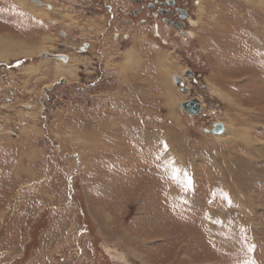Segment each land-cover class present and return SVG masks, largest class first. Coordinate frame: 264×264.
<instances>
[{
    "label": "rangeland",
    "instance_id": "rangeland-1",
    "mask_svg": "<svg viewBox=\"0 0 264 264\" xmlns=\"http://www.w3.org/2000/svg\"><path fill=\"white\" fill-rule=\"evenodd\" d=\"M2 1L32 55L0 61V264H264V0H178L160 37L69 0L66 40Z\"/></svg>",
    "mask_w": 264,
    "mask_h": 264
},
{
    "label": "flooded vegetation",
    "instance_id": "flooded-vegetation-1",
    "mask_svg": "<svg viewBox=\"0 0 264 264\" xmlns=\"http://www.w3.org/2000/svg\"><path fill=\"white\" fill-rule=\"evenodd\" d=\"M33 7L37 10H42L47 14L43 18L42 23H45L48 27L50 26L53 30H59L58 35L62 36V40H66L65 33L60 30L61 21L57 18L51 19L50 14L55 13L59 8H61L60 13H65L66 2L69 0H29ZM82 1V0H80ZM85 1V0H84ZM99 3H96V6L101 4L100 7H105L108 5L107 0H97ZM116 1V0H115ZM3 5V1L0 0ZM178 0H121V5L128 8H122L121 12L126 16L132 25H135L134 21H138V26L144 27L148 32H153L157 37L165 35V32L171 31V29H176L180 31L182 35H186L187 32L184 30V26L189 22V9L185 6L179 5ZM58 6V7H57ZM111 6V5H110ZM1 7V6H0ZM85 7V4H84ZM109 7V6H108ZM5 19V18H4ZM36 24V22H34ZM175 24V25H173ZM177 24V25H176ZM178 24L180 27H178ZM37 25V24H36ZM164 28V29H163ZM127 39V36H126ZM163 41H166L164 39ZM61 47V50H71L74 51V48L63 46L57 44ZM45 54V52H42ZM65 58V57H64ZM185 76V75H184ZM194 77V73H193ZM191 77V78H193ZM186 78V77H185Z\"/></svg>",
    "mask_w": 264,
    "mask_h": 264
},
{
    "label": "bare ground",
    "instance_id": "bare-ground-1",
    "mask_svg": "<svg viewBox=\"0 0 264 264\" xmlns=\"http://www.w3.org/2000/svg\"><path fill=\"white\" fill-rule=\"evenodd\" d=\"M13 1H15L17 4L21 5L22 8H26V9L28 8V6H27L28 4L26 5L27 2L25 0H13ZM32 46H33L34 49L39 50V52L42 51L41 48L40 49L38 48L39 45L37 46V44L35 45L33 43ZM27 50L28 49L25 48V46H23V44L21 42H18V41H8L7 42V41L1 40L0 41V61H2V60H3V62L8 61L9 57H11V58H19V57H26L27 58V57H30L32 55V53H30V51H27ZM63 72H66L67 74H70L69 67H68V69H66V71H64V70H57L56 73H58V75H59V74H63ZM174 75H176V74H174ZM174 75L171 76V81H172V78H173ZM179 78L182 80V84H183V79L181 77H179ZM186 78H189V77H186ZM172 83H173V81H172ZM177 89H179V88H177ZM188 92H189V89H188ZM187 93H185V94H187ZM223 129H224L223 130V134H224L225 133V127L224 126H223Z\"/></svg>",
    "mask_w": 264,
    "mask_h": 264
},
{
    "label": "water",
    "instance_id": "water-1",
    "mask_svg": "<svg viewBox=\"0 0 264 264\" xmlns=\"http://www.w3.org/2000/svg\"><path fill=\"white\" fill-rule=\"evenodd\" d=\"M175 25V24H173ZM177 25V24H176ZM178 27H180V25L178 24ZM63 60V62H65V58L62 57L61 58ZM184 75L186 77H193V72L189 69H186L184 70ZM172 81L174 83V86L177 87V88H181V92L182 93H187L188 92V89L187 87H184L183 84H182V80L177 76V75H174L173 78H172ZM180 109L187 113V114H190L191 116H198V114L201 112V103L199 101L198 98H192L190 100H187L185 102H182L180 104ZM223 126L220 122L218 123H213L212 124V129L209 131L207 129H204V132L205 133H210V134H213L215 136H220V135H223Z\"/></svg>",
    "mask_w": 264,
    "mask_h": 264
},
{
    "label": "crops",
    "instance_id": "crops-1",
    "mask_svg": "<svg viewBox=\"0 0 264 264\" xmlns=\"http://www.w3.org/2000/svg\"><path fill=\"white\" fill-rule=\"evenodd\" d=\"M5 19L3 18V19H0V22H2L3 23V25H5L6 24V22L4 21Z\"/></svg>",
    "mask_w": 264,
    "mask_h": 264
}]
</instances>
